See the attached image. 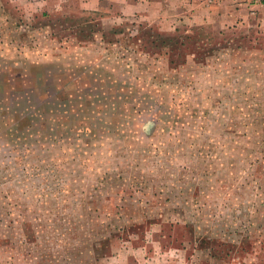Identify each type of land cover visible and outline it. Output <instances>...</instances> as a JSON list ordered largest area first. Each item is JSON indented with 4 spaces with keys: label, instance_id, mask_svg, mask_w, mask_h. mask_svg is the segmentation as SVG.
Instances as JSON below:
<instances>
[{
    "label": "rangeland",
    "instance_id": "374dc122",
    "mask_svg": "<svg viewBox=\"0 0 264 264\" xmlns=\"http://www.w3.org/2000/svg\"><path fill=\"white\" fill-rule=\"evenodd\" d=\"M29 1L0 0V264H264V26Z\"/></svg>",
    "mask_w": 264,
    "mask_h": 264
},
{
    "label": "crops",
    "instance_id": "0c3cea01",
    "mask_svg": "<svg viewBox=\"0 0 264 264\" xmlns=\"http://www.w3.org/2000/svg\"><path fill=\"white\" fill-rule=\"evenodd\" d=\"M28 3L46 8L55 6L74 17L100 13L103 20L156 24L163 31L182 24L199 25L210 31H220L243 22L264 26V0H30ZM125 251V255L120 253L117 257L125 256V264H137ZM148 263L151 264L144 257V262L138 264Z\"/></svg>",
    "mask_w": 264,
    "mask_h": 264
},
{
    "label": "trees",
    "instance_id": "16d2710c",
    "mask_svg": "<svg viewBox=\"0 0 264 264\" xmlns=\"http://www.w3.org/2000/svg\"><path fill=\"white\" fill-rule=\"evenodd\" d=\"M205 28V27H204ZM206 29V28H205ZM190 36V35H189ZM190 39H193V37H189Z\"/></svg>",
    "mask_w": 264,
    "mask_h": 264
},
{
    "label": "built area",
    "instance_id": "2783aa9c",
    "mask_svg": "<svg viewBox=\"0 0 264 264\" xmlns=\"http://www.w3.org/2000/svg\"><path fill=\"white\" fill-rule=\"evenodd\" d=\"M212 0H209V2H211Z\"/></svg>",
    "mask_w": 264,
    "mask_h": 264
}]
</instances>
